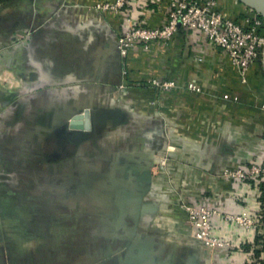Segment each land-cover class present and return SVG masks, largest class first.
Wrapping results in <instances>:
<instances>
[{
    "label": "crops",
    "instance_id": "crops-1",
    "mask_svg": "<svg viewBox=\"0 0 264 264\" xmlns=\"http://www.w3.org/2000/svg\"><path fill=\"white\" fill-rule=\"evenodd\" d=\"M107 1L115 0H0V82L11 85L0 87V264H245L252 249L242 246L256 241L255 228L213 218L237 248L207 247L127 169L171 143L170 175L187 193L217 194L202 203L222 215H257L262 188L226 172L264 161V63L243 82L229 56L196 32L123 57L122 26L98 9ZM152 1L141 0L137 19L162 25L163 6ZM220 9L237 21L251 12L238 0H220ZM132 104L138 138L126 116ZM98 108L122 109L121 125L74 143Z\"/></svg>",
    "mask_w": 264,
    "mask_h": 264
},
{
    "label": "built area",
    "instance_id": "built-area-1",
    "mask_svg": "<svg viewBox=\"0 0 264 264\" xmlns=\"http://www.w3.org/2000/svg\"><path fill=\"white\" fill-rule=\"evenodd\" d=\"M154 2L163 6L166 15L165 22L159 26H151L147 21L137 19L142 12L141 0H115L98 5L100 11L111 15L122 26L119 50L123 57H128L137 46L150 50L152 44L171 42L179 33L196 32L229 56L243 82H247L248 73L255 65L264 63V17L254 10L242 21H237L223 14L220 0H154L151 3ZM152 84L165 90L173 86L172 83L162 84L157 80ZM189 88L200 91L195 85ZM235 174L239 178L255 180L258 187L264 186V161L240 169ZM190 209L194 215L189 220L194 225L193 235L212 249L225 246L224 241L212 234V212L204 206ZM238 223L241 226L246 224L242 218H238ZM249 225L257 230L256 240L262 239L264 242V207L250 220ZM254 246L248 253L250 260L247 264H264V253L257 256V246Z\"/></svg>",
    "mask_w": 264,
    "mask_h": 264
},
{
    "label": "rangeland",
    "instance_id": "rangeland-1",
    "mask_svg": "<svg viewBox=\"0 0 264 264\" xmlns=\"http://www.w3.org/2000/svg\"><path fill=\"white\" fill-rule=\"evenodd\" d=\"M4 47V46H3ZM4 50V48H0V52H2ZM120 52V50H119ZM166 83H170V82H166ZM164 83V84H166ZM143 84V83H142ZM138 86V85H137ZM135 87V88H138V87ZM0 87L3 88L4 90L6 91H9V89H11V85L9 84V81L8 82H0ZM134 87V86H132ZM123 90V87L119 86L116 88V91L121 93V91ZM112 99L116 98L118 100H121L120 98L118 97H115V96H111ZM114 97V98H113ZM110 98V97H109ZM119 104H121V101H118ZM123 105V104H122ZM152 105L155 106L157 105V102H152ZM131 111H127L126 113V116H128L131 120H132V124L133 125V130H131L133 132L132 136L134 137H139V130H138V123H139V117L140 115L137 113V111H135L134 107H133V104L131 105ZM1 114V112H0ZM155 128H153L152 130H149L148 131V135L147 136H155ZM164 132V137L165 138H170V132L171 130L170 129H163L162 130ZM152 133V134H151ZM160 137H163L162 134H158ZM178 147L176 145H171V143L168 144L167 146V150L162 152V153H159V152H147V159L145 160L146 161V168L148 169V172H147V175L144 176L143 178V181L142 182V185L143 186H147L148 188V193H147V197H148V200L150 201H153V202H157V201H166L167 204H168V208L169 209H166L167 212H171V213H175L177 217H179L183 223H185L186 225L189 226V228L191 229L192 233H194V225H192L189 220L192 219L194 217V215L191 213V209L190 208H199V207H203V203H202V200H204L205 198H211V199H217V194H214V193H204V192H196L193 194H191V192L189 191L187 193V186H181V178H172V176L170 175V163L172 162L171 160V157L169 155V152H172V151H178L177 150ZM137 169V168H136ZM240 170V169H238ZM238 170H228L226 172V178L228 180H243L245 182H248V183H255L256 181L251 179V178H239L235 172L238 171ZM133 177L138 180V175H136L135 173L133 174ZM196 181H198L197 184H199V181L201 183L202 181V178H198L196 177ZM177 182H179V185L177 186ZM161 184L162 185V188H158L157 190L155 189V186L156 184ZM256 186H257V182L255 183ZM260 188H263V186H261ZM206 207V206H204ZM207 209H209L208 207H206ZM211 212H212V216L213 218H216V217H220V216H224L228 221L230 222H234V221H237L238 222V218H242L243 219V223H246L244 225H242L243 228L245 229H250L251 226L249 225V222L250 220L254 217V214H251L249 212H244L242 214H225V215H222L219 210H212V209H209ZM241 226V225H240ZM212 234H214V237L216 238H219V240H222L225 242V245L226 244H229V245H226L228 246L229 248L231 249H234V248H237L235 244H233L232 242H229V241H225L223 240L222 238H220L218 235H217V230H216V225L213 224L212 226ZM197 238V237H195ZM198 240L202 241L206 246L207 244L197 238ZM262 240V239H261ZM261 240H256L251 246H247V245H244V247L242 246V249H253L256 244V248L257 250H260V251H264V248L261 249V246L262 244H264V242H262ZM132 243L133 242H127L123 248V251L124 252H128V250L131 249V246H132ZM244 244H246L244 242ZM238 246V245H237ZM208 247V246H207ZM109 259L108 257L107 258H103V259H100L98 260L97 262H95L94 264H104L105 261ZM134 260L135 258L134 257H129L127 259V261L125 262V264H133L134 263ZM249 257L246 258V261H245V264L248 263L249 261ZM5 261V259L3 260V262Z\"/></svg>",
    "mask_w": 264,
    "mask_h": 264
},
{
    "label": "water",
    "instance_id": "water-1",
    "mask_svg": "<svg viewBox=\"0 0 264 264\" xmlns=\"http://www.w3.org/2000/svg\"><path fill=\"white\" fill-rule=\"evenodd\" d=\"M251 10H254L259 15L264 17V0H238ZM123 110L118 109H107V108H98L93 109L88 112V117H91L92 126L88 122L85 129H78L72 135V140L74 143H82L86 141L89 136L95 134L98 136V129L108 128L109 126H119L123 120ZM82 115H77L76 119L81 120ZM147 154H143L142 158L146 160L148 157ZM137 168V169H136ZM129 175H133L134 173L138 175V181L142 184L144 176L147 175L148 169L145 165L143 166H130L127 169Z\"/></svg>",
    "mask_w": 264,
    "mask_h": 264
},
{
    "label": "trees",
    "instance_id": "trees-1",
    "mask_svg": "<svg viewBox=\"0 0 264 264\" xmlns=\"http://www.w3.org/2000/svg\"><path fill=\"white\" fill-rule=\"evenodd\" d=\"M262 190H263V197H262V201H263V203H264V186H263Z\"/></svg>",
    "mask_w": 264,
    "mask_h": 264
}]
</instances>
